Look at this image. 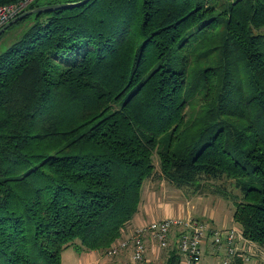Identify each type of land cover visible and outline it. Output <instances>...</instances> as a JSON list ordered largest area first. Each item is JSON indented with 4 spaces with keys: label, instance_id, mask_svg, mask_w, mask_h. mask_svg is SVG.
Returning <instances> with one entry per match:
<instances>
[{
    "label": "trees",
    "instance_id": "obj_1",
    "mask_svg": "<svg viewBox=\"0 0 264 264\" xmlns=\"http://www.w3.org/2000/svg\"><path fill=\"white\" fill-rule=\"evenodd\" d=\"M83 1L33 0L76 6L0 53V264L106 251L155 161L177 189L232 181L241 245L264 248V0Z\"/></svg>",
    "mask_w": 264,
    "mask_h": 264
},
{
    "label": "built area",
    "instance_id": "obj_2",
    "mask_svg": "<svg viewBox=\"0 0 264 264\" xmlns=\"http://www.w3.org/2000/svg\"><path fill=\"white\" fill-rule=\"evenodd\" d=\"M32 1L25 0L17 5L0 7V29L21 15ZM174 228L177 229L170 240V233ZM123 233H125L124 239L115 241L105 251L106 258H113L122 252L130 251V259L133 264L143 263L146 252L145 236L154 242L158 250L164 251L172 244L173 249L181 257L180 264H200L202 247L206 243L209 244L213 253L223 251L219 264H231L232 258L237 253L242 254L245 263H250V258L254 256L253 251L255 250L253 245L239 246L243 240L240 232L234 227L228 230H210L207 224L192 219L154 221L134 229L128 234Z\"/></svg>",
    "mask_w": 264,
    "mask_h": 264
},
{
    "label": "crops",
    "instance_id": "obj_3",
    "mask_svg": "<svg viewBox=\"0 0 264 264\" xmlns=\"http://www.w3.org/2000/svg\"><path fill=\"white\" fill-rule=\"evenodd\" d=\"M150 180V179H149ZM146 182V185L143 186L141 203L138 208L137 213L133 216L132 220L129 222L128 226L125 228L126 234L133 231L134 229L145 226L151 222L164 220V219H173V220H186L191 219L188 215L186 218L183 216V211L185 209L182 207L185 201L186 205H189V200L185 199L180 194L177 195V190L173 185L166 183L164 185L163 179L157 182ZM182 199V202H181ZM211 200V199H210ZM198 201H206V198ZM219 202V200H217ZM215 202V201H214ZM221 202V201H220ZM223 204V202H221ZM192 208H194L192 206ZM197 206L195 207L196 210ZM222 209V211H221ZM218 215L216 218L212 220L210 224H208V228L210 230H220L217 226L218 222L223 218H225L226 222L230 218H232L233 211H228V205L225 203L221 208L218 207ZM231 214V215H228ZM234 223H232V228ZM230 227V228H231ZM223 228V227H222ZM229 228V227H228ZM223 230V229H222ZM146 252L144 262L141 264H164L165 261V250L162 253V250H158L154 244V242L150 241L148 237L144 238ZM240 247L243 245H239ZM62 254L70 255V259L77 261L76 264H133L130 259V251H125L114 257L106 258L105 254L101 251L94 252H83L81 254L75 252L72 248L65 250ZM203 255H207L213 259H216L218 256H222L219 254L217 257L215 254L211 253L210 246L208 243L203 248ZM62 264V260H61ZM64 264V263H63ZM68 264H72L69 262Z\"/></svg>",
    "mask_w": 264,
    "mask_h": 264
},
{
    "label": "rangeland",
    "instance_id": "obj_4",
    "mask_svg": "<svg viewBox=\"0 0 264 264\" xmlns=\"http://www.w3.org/2000/svg\"><path fill=\"white\" fill-rule=\"evenodd\" d=\"M30 24V20H27L19 25H14L12 26L9 31H7L3 37H1L0 39V53L4 52L11 44H13L23 33L24 31H26V29L28 28ZM155 166V174L154 176L149 180V182H151V180L153 182H157L160 181L162 178L159 174V168L157 165V162L155 161L154 163ZM165 183L164 185L167 183L165 180H163ZM148 182V181H146ZM200 186L198 187V191H196L194 188H190V187H182L180 189L177 190V195L179 196L180 194L183 196V198L185 199H191L189 200V205H186L185 201L182 205V207L185 209V211H183V216L184 218L187 217V215L195 221L204 223V224H210L212 222L213 219L216 218V215H218V207L219 209L221 208V206H223V204H227L228 205V211L232 212L233 211V204H232V200L229 201H224L223 198L217 193V190L225 192L227 195H229V197H236L239 195V193L234 189V185H232V181L227 180V179H217V180H206V179H201L199 182ZM146 185V183L144 184V186ZM176 188V187H175ZM177 189V188H176ZM196 193H194V192ZM206 198V201H196V200H202ZM211 199V200H210ZM232 199V198H231ZM219 200V202L217 201ZM215 201V202H214ZM223 202V204L221 202ZM182 202V199H181ZM192 206L194 208H192ZM197 206L196 210L195 207ZM222 211V209H221ZM231 215V214H228ZM232 218L228 219L227 222L225 220V218L222 219V221L220 220L217 224V226L219 228H221L220 230H228L230 229V227L232 226ZM223 227V228H222ZM229 227V228H228ZM237 230L238 228L234 226ZM232 228V227H231ZM175 229L172 230V232L174 233ZM203 248L202 247V253H201V258H200V264H219L221 262V258L222 256H218L216 255V259H213L207 255H203ZM167 250V249H166ZM165 250V251H166ZM254 252V256L252 258H250V263L247 264H264V248L257 250V248H255ZM163 253V251H162ZM103 254H105V251H103ZM221 254H223V251H221ZM65 254L61 255V260H62V264H68L69 262H72V264H76L77 261H74L73 259L69 261V257L70 255H66L65 258L64 257ZM118 256V255H117ZM116 257V256H115ZM112 260L114 259L111 258Z\"/></svg>",
    "mask_w": 264,
    "mask_h": 264
},
{
    "label": "water",
    "instance_id": "obj_5",
    "mask_svg": "<svg viewBox=\"0 0 264 264\" xmlns=\"http://www.w3.org/2000/svg\"><path fill=\"white\" fill-rule=\"evenodd\" d=\"M88 1L89 0H84L82 3H80V5L87 3ZM74 6H76V4L75 5H55V6H49V7H42V8L37 9V10L26 11V12L22 13L21 15H19L18 17H16L15 19H13L12 21H10L9 23H7L5 26H3L0 29V35H2L7 29L12 27L14 24L22 21L23 19H25V18L33 15V14L52 11V10H58V9H65V8H70V7H74Z\"/></svg>",
    "mask_w": 264,
    "mask_h": 264
}]
</instances>
